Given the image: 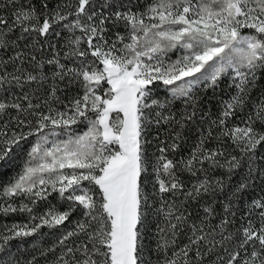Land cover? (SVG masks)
<instances>
[{
	"label": "snow or ice",
	"instance_id": "1",
	"mask_svg": "<svg viewBox=\"0 0 264 264\" xmlns=\"http://www.w3.org/2000/svg\"><path fill=\"white\" fill-rule=\"evenodd\" d=\"M258 84L264 0H0V264H264Z\"/></svg>",
	"mask_w": 264,
	"mask_h": 264
},
{
	"label": "trees",
	"instance_id": "2",
	"mask_svg": "<svg viewBox=\"0 0 264 264\" xmlns=\"http://www.w3.org/2000/svg\"><path fill=\"white\" fill-rule=\"evenodd\" d=\"M173 58H175V53L171 54ZM264 88V85L258 84L257 89L253 90V99L255 100L257 97L260 96L261 92L260 89ZM231 92V89L228 88V80L227 77L223 78L221 82V87L217 89L215 93H212L209 91L207 94L198 92L197 94L201 97V110L206 114L208 118H214L215 114L218 113L222 101L228 99V94ZM167 95L166 92H163L161 90L160 98L163 99ZM175 108L179 110L181 108V105L179 102L175 105ZM247 111V109H245ZM239 121H237L238 123ZM199 114L193 122H191L189 127H186L183 131V141L181 144L180 154L186 155L188 151L191 149V147L196 143L199 135ZM163 132V130H161ZM155 137V132L153 131L150 135L147 136L148 141H153ZM163 138V136H161ZM154 150V145H149V151ZM151 171V170H149ZM211 178L219 177L223 175L222 171L217 170L215 173L209 174ZM241 179V176L239 174L234 175L229 182L228 187L225 188L223 193H218L216 197H210L209 199L213 202V207L216 208L217 212H220L222 209V204L224 202H227V198L230 195L231 188L237 184ZM260 194V188L256 187L253 189H249L248 194H246L243 198V200L240 201V204L243 205L244 201H247L250 196L252 195H258ZM21 218L17 216L13 217H0V224L2 223H10L12 221H19ZM44 231L47 233L48 230L44 229ZM154 231V229H153ZM55 240V237L51 236H45L44 238L40 239V246L43 248H48L51 246L53 241ZM147 242L151 243L152 246H155V240L152 238V235L149 234L147 238ZM31 251H32V245L31 244H23L21 245V252L24 253V255L21 256V260H25L26 258H31ZM154 259V258H153Z\"/></svg>",
	"mask_w": 264,
	"mask_h": 264
}]
</instances>
